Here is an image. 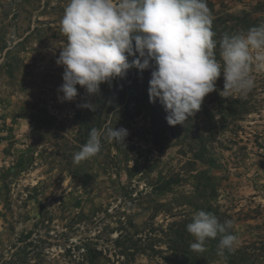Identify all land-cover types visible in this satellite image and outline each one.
I'll use <instances>...</instances> for the list:
<instances>
[{
    "label": "rangeland",
    "instance_id": "rangeland-1",
    "mask_svg": "<svg viewBox=\"0 0 264 264\" xmlns=\"http://www.w3.org/2000/svg\"><path fill=\"white\" fill-rule=\"evenodd\" d=\"M67 3L0 0V264L31 230L25 264H172L171 226L208 206L220 222H233L234 251L248 254L245 264H264V69L252 64L255 86L245 96L225 97L218 78L174 134L145 111L105 116L100 153L75 164L88 139L76 116L87 94L77 85L74 101L58 99ZM207 6L218 60L223 36L264 24V0ZM121 127L123 143L108 141L106 129ZM202 146L211 165L195 158ZM160 177L179 182L158 195ZM205 247L203 264H226Z\"/></svg>",
    "mask_w": 264,
    "mask_h": 264
},
{
    "label": "clouds",
    "instance_id": "clouds-1",
    "mask_svg": "<svg viewBox=\"0 0 264 264\" xmlns=\"http://www.w3.org/2000/svg\"><path fill=\"white\" fill-rule=\"evenodd\" d=\"M60 32L65 37L56 60L63 67L60 102L74 101L77 85L93 96L102 83L123 78L129 69L143 72L151 67L149 102L163 106L170 126L193 117L204 98L217 90L221 76L225 97L245 96L255 86L252 64L264 69V24L223 36L217 59L207 0H68ZM78 107L95 111L91 102ZM105 135L119 144L128 131L108 128ZM101 138L102 133L92 128L73 162L100 153ZM232 228L231 220L220 222L214 214L199 210L186 225L195 241L189 248L203 253L206 240L219 236L218 255L230 254L238 239Z\"/></svg>",
    "mask_w": 264,
    "mask_h": 264
},
{
    "label": "trees",
    "instance_id": "trees-1",
    "mask_svg": "<svg viewBox=\"0 0 264 264\" xmlns=\"http://www.w3.org/2000/svg\"><path fill=\"white\" fill-rule=\"evenodd\" d=\"M132 57L129 58L131 61ZM153 68L139 72L135 68H131L127 71L123 78H116L111 83H102L100 85V92L97 95L85 96V102H91L95 105V111H91L87 108H81V110L76 114L77 119L81 120L82 128H86L89 131L92 128L101 129L104 122V117L108 115H116L119 118L128 120L139 115L142 111L150 114L153 121H157L160 125L169 130L170 133H175L183 129V125L170 126L166 122L165 116L166 112L163 106L158 102H149L148 97V81L150 79V73ZM146 86V87H144ZM82 103V104H83ZM86 112H82V111ZM195 158L204 164L211 165L213 159L209 158L205 154V147L202 146L197 153H195ZM134 166L132 168H127L126 176L131 178L139 167L136 160L133 161ZM209 180L208 178L206 179ZM179 182V178H161L159 185L152 188L153 193L158 195H163L170 192L173 185ZM205 212L212 213L211 206L204 209ZM213 214V213H212ZM44 221V219H42ZM192 220H184L179 224L171 226V236H169V247L173 254L171 259L172 264H203L204 253H197L191 251L189 248L191 235L186 231V225ZM37 224L34 225L36 229ZM33 230L21 235L17 239V253L10 254L9 259L3 261L4 264H15V256L19 253L23 255L24 258L18 260V264H25L27 262V256L25 251L33 247V240L31 237L33 235ZM219 236L215 239H208L205 242V246H208L210 250L219 251L218 248ZM88 252V250H87ZM86 252V253H87ZM224 262L226 264H245L247 261L248 254L242 251H232L230 254L226 253ZM84 261H88L85 259Z\"/></svg>",
    "mask_w": 264,
    "mask_h": 264
}]
</instances>
